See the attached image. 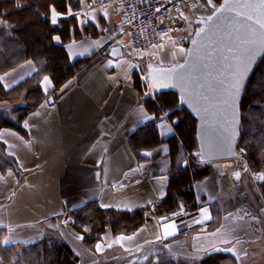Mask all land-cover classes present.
<instances>
[{"label": "crops", "instance_id": "1", "mask_svg": "<svg viewBox=\"0 0 264 264\" xmlns=\"http://www.w3.org/2000/svg\"><path fill=\"white\" fill-rule=\"evenodd\" d=\"M78 1V9L64 14L54 9L52 18L75 15L80 36L64 47L70 61L83 63L59 87L48 76L42 78L44 97L22 118V130L0 127V140L19 172L0 171V226L7 229L6 241L12 235H20L16 242L33 241L31 235L24 237L26 227L42 231L43 221L69 218L68 210L98 199L104 207L148 206L152 212L132 233L106 231L95 245L97 254L106 255L112 247L125 252L159 246L190 260L217 255L224 264H264V200L259 191L242 186V170L230 159L211 162V171L194 182L196 207H189L191 214L183 216L180 209L163 217L156 210L168 184V143L145 151L142 161L128 143L136 127L152 117L142 98L155 96L162 87L153 80L151 68L185 59L186 46L178 40L182 52L163 58L176 31L148 51L137 50L125 35L114 39L113 30L125 25L117 0ZM116 45L121 56L114 54ZM36 71V63L26 60L1 80L8 88ZM48 93L54 94L56 105L45 102ZM158 127L162 139L174 132L165 113ZM92 255L80 252V264H93Z\"/></svg>", "mask_w": 264, "mask_h": 264}, {"label": "trees", "instance_id": "2", "mask_svg": "<svg viewBox=\"0 0 264 264\" xmlns=\"http://www.w3.org/2000/svg\"><path fill=\"white\" fill-rule=\"evenodd\" d=\"M78 8V0H0V101L9 102L7 109L0 110V127L22 130V118L44 97L42 78L48 76L52 85L59 87L83 63V59L70 61L64 47V43L80 36L75 15L69 13L52 23L54 9L64 14ZM54 37H59V42ZM26 60L34 61L37 71L5 87L1 75ZM142 102L152 117L136 127L128 143L138 161L146 158L145 151L162 141L168 143L171 167L166 194L156 214L169 217L182 206L196 207L194 182L208 174L212 165L198 160L197 120L176 91L161 87L155 96L145 95ZM239 108L241 138L237 148L248 165L258 169L264 166V53L245 85ZM162 113L174 128L164 139L158 127ZM11 168L18 172L15 158L6 153L0 140V171L5 173ZM260 189L264 198V183ZM148 212H152L148 206L132 210L104 207L98 199L68 210L88 247H94L106 231L114 235L134 232L144 224ZM6 232L0 226V264H80L77 252L62 238L49 240L44 234L30 242H8ZM105 256L109 259L106 264H224L217 255L190 260L174 257L159 246L125 252L112 247Z\"/></svg>", "mask_w": 264, "mask_h": 264}, {"label": "water", "instance_id": "3", "mask_svg": "<svg viewBox=\"0 0 264 264\" xmlns=\"http://www.w3.org/2000/svg\"><path fill=\"white\" fill-rule=\"evenodd\" d=\"M210 17L182 63L151 68L153 80L176 91L197 120L200 162L237 155L239 100L264 53V0H226ZM113 50L122 55L120 45Z\"/></svg>", "mask_w": 264, "mask_h": 264}, {"label": "rangeland", "instance_id": "4", "mask_svg": "<svg viewBox=\"0 0 264 264\" xmlns=\"http://www.w3.org/2000/svg\"><path fill=\"white\" fill-rule=\"evenodd\" d=\"M200 1L198 4H197L198 2L197 1L193 7L183 12V15L179 17L180 26L182 28L173 34V36L175 37V40L173 41L174 43H172V45H170L169 48L164 49L163 58L165 61L167 60V58H169V55L174 56V54H176L177 52H180V51L182 52V47L179 45V43H177V40L179 41L182 37H186L188 38L189 44H190L193 38V35L204 27L206 21L211 16V14L217 11L226 0H220V1L200 0ZM189 44L187 45V47H185L186 51H187ZM125 56L128 57L127 54H125ZM153 57L154 56L151 54L150 58H153ZM8 103L9 102L7 101L6 103L3 101H0V110L7 109L9 107ZM198 156H199V153H198ZM227 162H232L234 167L238 169L240 168V171L242 170V172L238 175V178L241 179L242 186L244 188H248V190L252 189V190L259 191L260 196L264 200L261 189H260L264 181L258 180L259 175L261 173L264 174V166L258 169L251 168L248 165L246 159L242 156L239 148H237L236 157L230 159V161H227ZM242 164H244L243 168L241 167ZM239 195L241 196V194ZM240 196L238 197L241 199ZM259 211H261V208H259ZM41 229L42 231H40L37 226H28L24 229L25 230L24 237L31 235L29 236V238L31 237L32 240L40 237L41 235L43 236L44 234H46V237L49 240L55 237L56 238L59 237V238H62L68 241L71 244V246L74 248V250L77 252L78 255L80 254V252H83V251L89 252L90 256L91 254H93L91 257V258H94L93 264H106L104 262L105 261L107 262L109 260L105 256L104 253L97 254L96 246L88 247L82 242V233L75 228L73 224V220L70 216L69 218L65 217L63 220L62 218L59 220L58 217L53 218L52 220L51 219L45 220L42 223ZM18 236L20 237V235ZM18 236L12 235L10 239L8 240V242H16V239L18 238ZM18 242H29V241L22 240ZM257 264H260V263H257Z\"/></svg>", "mask_w": 264, "mask_h": 264}, {"label": "built area", "instance_id": "5", "mask_svg": "<svg viewBox=\"0 0 264 264\" xmlns=\"http://www.w3.org/2000/svg\"><path fill=\"white\" fill-rule=\"evenodd\" d=\"M120 13L124 20V28L113 30L114 39L125 35L130 47L148 51L159 45L164 35L174 33L181 27L179 17L184 9L194 6L195 0H117ZM180 44L187 46L189 40L182 37ZM45 102L49 106L56 105L57 100L53 93L45 96ZM259 175L258 180L264 181ZM192 209L182 206L180 214L187 216Z\"/></svg>", "mask_w": 264, "mask_h": 264}, {"label": "snow or ice", "instance_id": "6", "mask_svg": "<svg viewBox=\"0 0 264 264\" xmlns=\"http://www.w3.org/2000/svg\"><path fill=\"white\" fill-rule=\"evenodd\" d=\"M55 15H53V19H52V23L55 24L56 23V19H55ZM209 19H211V17H209ZM54 39L59 40V37H54ZM242 75V74H241ZM45 80H47V77H45ZM237 84H239V81H237ZM238 175V174H237ZM262 179H264V177H261ZM99 247V246H98ZM229 251H231V249H228Z\"/></svg>", "mask_w": 264, "mask_h": 264}]
</instances>
